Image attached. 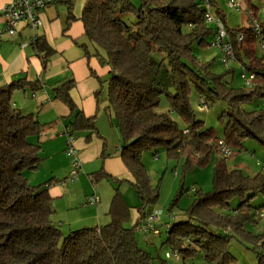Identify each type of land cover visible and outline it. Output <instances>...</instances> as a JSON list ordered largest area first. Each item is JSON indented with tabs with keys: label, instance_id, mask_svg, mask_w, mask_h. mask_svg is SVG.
I'll list each match as a JSON object with an SVG mask.
<instances>
[{
	"label": "trees",
	"instance_id": "trees-1",
	"mask_svg": "<svg viewBox=\"0 0 264 264\" xmlns=\"http://www.w3.org/2000/svg\"><path fill=\"white\" fill-rule=\"evenodd\" d=\"M244 1L250 9L257 10L251 0ZM209 2L214 15L226 27L217 0ZM126 16L135 22L126 24ZM203 16L198 0H139V7L130 0H86L79 18L84 29L85 43L80 45L84 57L95 58L101 67L109 69L106 80L90 71L99 85L94 96L98 104L103 84L108 82V119L119 130L123 141L120 158L142 202L140 217L131 229L125 227L129 208L115 190L107 225L63 235L53 220L48 183L34 187L25 177L41 163L40 145L32 139L38 138L44 128L36 118L20 114L12 104L13 93L27 83L21 79L0 87V264H152L153 259L135 240L137 226L146 216L144 211L158 198L142 166V154L183 156L186 169L201 167L221 139L196 119L190 105L192 90L207 104L218 101L225 105L218 120L226 145L241 151L243 141L250 139L264 148V112L242 109V105L264 98V55L256 56L250 28H226L237 63L257 77L251 89L229 88L223 82L224 75L211 74L192 54L194 44L201 47L215 35V29L205 24ZM74 20L69 13L66 25ZM232 31L243 35L240 45ZM33 49L44 67L54 56L42 37H37ZM74 85L72 80L64 82L52 94L70 109L72 120L67 128L75 140L80 132L96 134L97 130L96 118L84 117L74 105L70 97ZM162 99L167 102L168 114L159 112ZM172 114L182 127L172 120ZM184 130L187 134H183ZM257 196L264 198V171L248 177L239 170H228L219 160L214 169L213 192H197L184 220L176 222L172 218L166 222L167 244L184 257L192 256L197 249L207 261L233 264L227 250L229 240L220 232L229 230L251 243L257 264H264V252L256 249L264 247V234L252 236L245 232L247 225L257 224V214L264 208L252 206ZM234 200L239 203L230 210ZM216 209L231 211L232 215L216 214Z\"/></svg>",
	"mask_w": 264,
	"mask_h": 264
},
{
	"label": "crops",
	"instance_id": "crops-1",
	"mask_svg": "<svg viewBox=\"0 0 264 264\" xmlns=\"http://www.w3.org/2000/svg\"><path fill=\"white\" fill-rule=\"evenodd\" d=\"M11 1L0 0V34L4 27L1 10ZM71 1L52 0L39 14L42 26L36 35L44 38L54 51L45 67L29 43L31 33L27 29L13 38L0 35V87L25 80L27 85L13 93L12 104L20 114L33 116L44 126L40 136L32 139L33 143L40 145L41 163L35 171L26 172L25 177L34 187L48 183L52 206L60 203L58 207L55 205L56 210L53 207L54 216L56 212H62L58 214V220L54 216L53 220L59 229L69 232L105 226L110 222L108 213L115 190L123 183L134 184L119 156L122 150L119 130L109 119L107 128L102 125L104 131H100L101 127L96 124V134L85 131L76 135L74 147L81 162V172L77 180H68L71 159L65 154L64 131L72 120L71 112L68 106L54 99L52 90L64 82L74 81V88L70 91L74 105L84 117L97 119L98 104L94 95L99 85L90 71L100 78L109 72L108 67H99L95 58L84 57L78 45V40L84 35L83 24L79 20L81 15L78 17L71 13ZM69 13L75 20L66 25ZM21 44L27 46L21 48ZM92 195L99 198L95 206L86 204ZM123 198L129 208V221L134 222V226L140 213L131 209L126 195ZM147 210L150 212L152 209ZM147 210L144 211L146 215L149 213ZM158 226H163L161 220L155 227Z\"/></svg>",
	"mask_w": 264,
	"mask_h": 264
},
{
	"label": "rangeland",
	"instance_id": "rangeland-1",
	"mask_svg": "<svg viewBox=\"0 0 264 264\" xmlns=\"http://www.w3.org/2000/svg\"><path fill=\"white\" fill-rule=\"evenodd\" d=\"M130 1L133 6L139 7V0ZM238 1L242 4L243 9L252 10L256 14L258 19L261 22H264V0H251V5H253L257 9L255 11L253 9H250L244 0ZM85 2L86 0H72L71 13L74 16L79 17L82 13ZM217 2L219 8L222 10L225 16L226 27L231 30L249 27L244 11L238 13L229 10L226 7L227 0H217ZM124 21L129 25L135 22V20L131 16H126L124 18ZM187 31V29L184 30V32ZM232 32L235 39L237 40L236 35L241 34V32ZM210 41L211 39L207 38L204 42H202L203 44L201 47L198 46L197 43L191 47L192 54L195 60L199 65H206L208 67V71L211 74L217 76L224 75L223 82L228 83L229 85H227L229 88L232 87L236 90H244L245 88L239 77L240 68L237 61L236 64H231L227 68L222 66L219 61V52L216 49L209 47ZM83 43H85L84 37L78 40V45H81ZM253 48L256 52V56L261 58L262 53L258 49L256 42L253 45ZM99 67L101 66L99 65ZM232 70L233 73H229ZM101 78L103 80H106L108 78V73ZM107 87L108 82H105L103 84V94L99 99L97 108L98 110H96L97 119L95 125L98 124V127H101L100 131L104 129L102 128V125L107 128L109 122V117L107 115L108 110L106 109L108 107V104L106 102ZM200 101L206 104V110L201 109ZM190 105L192 110L194 111L196 119L204 124V128L213 129L218 137L221 138L219 140H223L222 125L220 124L218 118L226 109L225 105L222 102L218 101L207 104L205 99L199 97L195 90L191 91ZM242 109L246 112H264V98L256 99L251 103L244 104L242 105ZM159 112L168 114L167 102L164 99L161 100ZM171 118L172 120L177 122L180 127H182L178 117L172 114ZM120 144L121 147H123V141L121 138ZM242 146L243 149L241 151H237L236 149L228 146L231 150V154L227 157L221 156L216 150H214L209 156L206 165L201 167L194 166L190 169H186V159L183 156H181L180 158H169L165 153L160 152L156 155V158L152 152H145L142 154L141 163L148 174L150 186L158 193V198L151 206V209L161 211L160 220L163 226L155 227L156 231H158L156 235H153L150 232L143 234L139 231L138 228L141 225V222L139 223L135 231V240L137 242V245L153 259L152 264H217L215 261H207L204 258L203 253L197 249H195L196 251L192 256L187 257L181 256L178 252L173 251V248L167 244L169 235L167 233V226L164 223L170 221L168 218L169 215H171L173 217V220H175L176 222L184 220L188 212L191 210L195 200L197 199V192H200L202 194L213 192L214 169L216 163L219 162V160L225 162L228 170H239L248 177H254L261 171H264V148H262V146L257 141L250 139L243 141ZM120 155L121 152L119 156ZM117 189L123 197L124 195H126L127 203L128 205H130L132 210L137 211L141 208L142 202L138 198L136 191L132 186L123 183L120 188ZM180 192L181 194H179ZM238 203L239 202L237 200L232 201L230 203V210L234 209ZM55 205H57L58 207L60 203H57ZM55 205L53 206L54 209ZM261 205H264V198H262L261 196H257V198L252 201V206L259 207ZM214 212L216 214L223 213L224 215H232L231 211L227 210H218ZM61 213V211L56 212L54 217L58 220V214ZM133 224L134 222H131L130 220L125 223V227L131 229L133 227ZM60 231H62L63 235L65 236L70 233L69 230H62L61 228ZM71 231H75V229H72ZM220 232L223 235L227 236L229 240L227 250L233 257V264H257V257L251 243L246 241L243 237L236 234L235 232L229 230H221ZM245 232L249 233L252 236L264 234V218H259L257 224L255 225H247L245 227ZM256 249L259 252H264V247L260 246L256 247ZM174 254L177 255L175 258L173 256Z\"/></svg>",
	"mask_w": 264,
	"mask_h": 264
},
{
	"label": "built area",
	"instance_id": "built-area-1",
	"mask_svg": "<svg viewBox=\"0 0 264 264\" xmlns=\"http://www.w3.org/2000/svg\"><path fill=\"white\" fill-rule=\"evenodd\" d=\"M202 5L204 10V22L207 25L212 26L215 29V35L211 37L209 42V47L214 48L219 52V61L225 68L229 67L231 64H236V59L233 52L232 44L229 40L226 27L223 22L214 15L213 9L210 5L209 0H198ZM52 3V0H12L1 10L2 18L4 19V27L1 32V36H6L8 38H13L19 35L20 31L27 29L31 33L29 43L34 46L37 39L36 31L42 26L39 14ZM226 7L229 10L235 12L244 11L247 17L248 28H250L253 38L257 43L258 49L264 55V22H261L256 14L252 10L243 9L242 4L238 0H227ZM237 43L243 39L242 34H237ZM26 44H21V48H25ZM239 77L245 89H251L253 87L254 81L257 79L256 74L247 71L244 67L239 65ZM201 109L206 110V104L200 101ZM66 137V147L65 154L70 157V172L68 174L69 181L77 180L79 173L81 172V162L77 155V150L74 147V139L68 134V128L66 127L64 131ZM183 134H187L184 130ZM214 150H216L221 156L227 157L231 154L229 147L223 142V140H218L214 144ZM99 202L97 195H92L87 198V205H96ZM161 211L151 210L146 216L144 221L138 227L139 231L143 234L151 233L157 234L155 225L160 220ZM259 218H264V208L258 212ZM169 219L173 217L168 216ZM174 258L177 256L173 255Z\"/></svg>",
	"mask_w": 264,
	"mask_h": 264
}]
</instances>
